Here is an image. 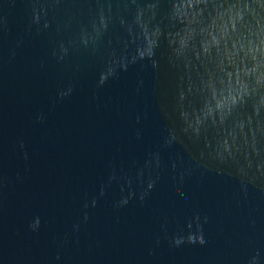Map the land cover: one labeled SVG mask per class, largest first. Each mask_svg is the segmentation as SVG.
<instances>
[{"label": "water", "instance_id": "obj_1", "mask_svg": "<svg viewBox=\"0 0 264 264\" xmlns=\"http://www.w3.org/2000/svg\"><path fill=\"white\" fill-rule=\"evenodd\" d=\"M0 264H264V0H0Z\"/></svg>", "mask_w": 264, "mask_h": 264}]
</instances>
